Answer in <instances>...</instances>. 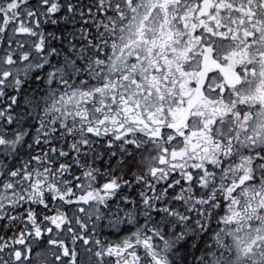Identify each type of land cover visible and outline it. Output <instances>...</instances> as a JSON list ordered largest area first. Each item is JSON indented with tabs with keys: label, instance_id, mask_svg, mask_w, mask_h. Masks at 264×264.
I'll use <instances>...</instances> for the list:
<instances>
[{
	"label": "snow or ice",
	"instance_id": "snow-or-ice-1",
	"mask_svg": "<svg viewBox=\"0 0 264 264\" xmlns=\"http://www.w3.org/2000/svg\"><path fill=\"white\" fill-rule=\"evenodd\" d=\"M0 264H264V0H0Z\"/></svg>",
	"mask_w": 264,
	"mask_h": 264
}]
</instances>
